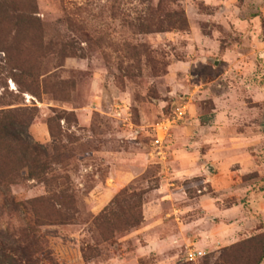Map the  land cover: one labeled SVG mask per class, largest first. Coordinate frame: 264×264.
Returning a JSON list of instances; mask_svg holds the SVG:
<instances>
[{
  "label": "rangeland",
  "instance_id": "obj_1",
  "mask_svg": "<svg viewBox=\"0 0 264 264\" xmlns=\"http://www.w3.org/2000/svg\"><path fill=\"white\" fill-rule=\"evenodd\" d=\"M0 110L52 170L0 189L43 264H264V0H0Z\"/></svg>",
  "mask_w": 264,
  "mask_h": 264
},
{
  "label": "trees",
  "instance_id": "obj_2",
  "mask_svg": "<svg viewBox=\"0 0 264 264\" xmlns=\"http://www.w3.org/2000/svg\"><path fill=\"white\" fill-rule=\"evenodd\" d=\"M11 113L12 111L0 110V189L18 179L49 182L47 177L52 170L47 158L43 159L45 149L22 137L23 134L29 136L22 129V127L27 128V123L20 118L12 117ZM49 129L51 135L55 137L50 121ZM56 148L58 149L57 146ZM25 169L28 173L26 177H23L22 170ZM61 198V194L57 192L53 198L40 197L26 204L14 203L13 200V203L23 206L25 210L29 206L35 217L33 222L35 225L44 221L66 223L70 220V215L66 212L69 208L60 201ZM45 204L48 208L44 206ZM101 219H104V216L97 217L95 221ZM34 230L35 228L32 227L33 232ZM25 236L24 240H12L7 234L0 235V264H43L37 258V253L32 250V244L27 243L28 236ZM32 237L37 240L36 234Z\"/></svg>",
  "mask_w": 264,
  "mask_h": 264
},
{
  "label": "built area",
  "instance_id": "obj_3",
  "mask_svg": "<svg viewBox=\"0 0 264 264\" xmlns=\"http://www.w3.org/2000/svg\"><path fill=\"white\" fill-rule=\"evenodd\" d=\"M188 115V109L185 105H180L176 108L174 121H181L186 118ZM173 121V122H174ZM170 124H163L160 127L159 134L155 139L154 145L160 149L164 146L168 131H169ZM197 255H201V253L190 252L188 255V260L193 261L197 257Z\"/></svg>",
  "mask_w": 264,
  "mask_h": 264
},
{
  "label": "crops",
  "instance_id": "obj_4",
  "mask_svg": "<svg viewBox=\"0 0 264 264\" xmlns=\"http://www.w3.org/2000/svg\"><path fill=\"white\" fill-rule=\"evenodd\" d=\"M43 140L45 141V138Z\"/></svg>",
  "mask_w": 264,
  "mask_h": 264
}]
</instances>
